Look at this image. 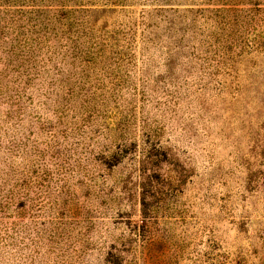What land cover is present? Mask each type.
<instances>
[{
	"label": "rangeland",
	"instance_id": "374dc122",
	"mask_svg": "<svg viewBox=\"0 0 264 264\" xmlns=\"http://www.w3.org/2000/svg\"><path fill=\"white\" fill-rule=\"evenodd\" d=\"M4 158L0 264H264V0H0Z\"/></svg>",
	"mask_w": 264,
	"mask_h": 264
},
{
	"label": "trees",
	"instance_id": "16d2710c",
	"mask_svg": "<svg viewBox=\"0 0 264 264\" xmlns=\"http://www.w3.org/2000/svg\"><path fill=\"white\" fill-rule=\"evenodd\" d=\"M61 13V12H60ZM67 16H69V13H67ZM66 14H58L51 16H47L46 12H39L38 17V33L37 39L35 41V55L32 62V70L36 76H40L45 70H47V64L53 61V56L56 52L62 51V52H76L80 53L81 49L77 45L71 47L70 43H67L66 41L62 40L61 38L56 39L55 41L51 40L48 36L45 34H51L52 32H58L59 28L55 25V22L57 24H61L64 19H66ZM51 19H54L53 22H51ZM46 20V22H44ZM42 33V34H41ZM93 49H100L102 47V43L98 42H92ZM14 112V110L7 113L8 115ZM10 118H14V115ZM10 148L7 149V155L11 157L14 156V152L16 149V143L11 142ZM0 163L4 165L3 171L0 170V208L2 210L9 209L14 204L15 200V185H14V178L16 176L15 167L7 161V159H0ZM11 180V181H10ZM13 181V182H12ZM11 182V183H10ZM6 185H9V188H5ZM6 211V210H5ZM13 225L11 228L12 232L14 231L15 224L10 223ZM1 260L3 261L2 257ZM48 264V263H45ZM109 264H114L110 263Z\"/></svg>",
	"mask_w": 264,
	"mask_h": 264
}]
</instances>
